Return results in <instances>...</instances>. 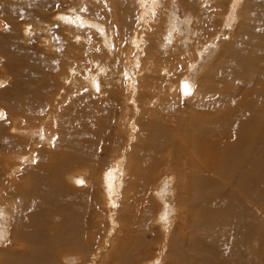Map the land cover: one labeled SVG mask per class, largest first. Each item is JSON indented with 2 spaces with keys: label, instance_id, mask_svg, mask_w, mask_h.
I'll return each mask as SVG.
<instances>
[{
  "label": "rangeland",
  "instance_id": "1",
  "mask_svg": "<svg viewBox=\"0 0 264 264\" xmlns=\"http://www.w3.org/2000/svg\"><path fill=\"white\" fill-rule=\"evenodd\" d=\"M105 1L0 0V19H4V24H8L7 28L0 30V77L6 74L7 83L3 89L0 88V107L8 112L7 116H5L7 119L5 117V119H0V125H8L9 114H22L25 112L27 108L25 101L30 102L32 98L40 102L36 106L41 107L39 111L44 108L38 118H36V115L28 118V122L32 125H29L31 127L26 126V123L21 125L20 122L22 121H14L12 119L14 124L22 127L24 125V127L29 128L28 131H24L25 133L22 132L23 129H16L19 131L14 130V128L7 129L8 137L14 141L12 147H4L3 144L1 146V143L7 142L8 139L6 141L2 138L0 139V155L2 154L0 158V182H7V185H2L4 188L7 187L6 189L0 185V201L7 200V202L5 200L6 204L0 208V234L4 236L1 238L3 241L5 239L8 240L0 243L3 246L9 245V233H14L18 230L21 233L41 232L49 229L52 224L50 222L54 219L56 220V218H52L41 230L37 229L36 219L31 213L33 208L31 202L34 198H22V200H27L25 201L26 204L29 202V207L27 204L26 207L28 208H26L24 200L17 199V197L10 198L8 195L9 191L14 188L25 193V190L27 191V188H31L33 182L40 178V188L44 184H42L43 181L47 184L49 180V188L56 189L55 192H59L69 201L72 200L69 196H74L73 198L80 205L84 193H89L92 190L96 191V195H94L95 203H87L88 206L83 208V220L82 215L80 218L81 229H87L89 234L87 241L83 239V248L87 252L86 254L84 253V262H80V256H71V254H68L69 256H66L63 262L66 264H106L103 263L105 256L110 251L114 252L115 246H113L112 242L113 239L116 240L118 238V230L128 226L133 228V233H137V229L142 226L145 228V232H148L145 241L147 244H149L148 242L152 244H149L150 246L147 247L146 251L140 248L137 258L136 256L131 258L132 263L166 264L167 256L169 255L170 257L171 249L174 245H172V241L181 238L182 231L180 226L189 224V207L185 203L188 194L182 191L183 184L179 183L181 176L175 174L172 170H166V167H171L172 158L171 151L164 149L159 156L162 162V169L154 173L153 185H148L147 182L141 191L136 188L133 195L137 197L134 198L128 191L131 186L127 181L130 171L127 167L128 161H130L128 157L138 142L150 143L151 137L144 131L150 130L156 121L163 122L162 120L165 117L162 113L163 110H167L168 115L172 112L171 107L168 108V105L163 104L165 100L170 99V96H172L173 100L186 109L193 104L198 93L207 86L208 74L223 60L226 52H229L236 35L237 37L239 36L240 25L246 17V14L243 13L244 8L248 5V0H157L154 8L150 5L151 0H147L145 3L146 8L149 9L147 12H144L142 0ZM219 5L221 7H217ZM262 8L264 10V0ZM66 13L74 18L76 15H80L87 20L92 19L93 21L99 18L100 20H97L99 21L98 23L102 22L103 25L101 26L104 27L105 32L111 30L110 32L115 34V40L109 43L107 37L101 38L99 36L100 32H98L97 28L89 30L87 27L88 29L85 32L88 33V44L90 46V52L88 53L84 51V48L76 47L75 49V44L73 43L76 38H71L70 34L62 27L57 26L56 28L53 27V29L48 27L51 35L43 33L42 28L46 27L45 25L54 18L53 16H63L67 15ZM252 13V11L249 12L247 20L252 16ZM207 17L214 18L213 24L209 27L205 25L199 27L198 25ZM173 20H175V25L178 28L177 26L170 28ZM25 27H33L30 37L23 34V28ZM77 27L79 26L76 25L71 29L72 34L79 31ZM170 30L173 32L170 33ZM134 35L140 37L137 39L138 41L133 40ZM44 38L51 40L53 45L58 44L57 47L64 43L62 45L65 47L64 53L60 51V47L59 51H56V49L52 50L50 48L52 47L51 42H46ZM64 39L66 42L63 41ZM71 39L73 43L69 44H72L74 48L70 45L72 52L69 53L70 49L67 42H71ZM91 39L94 40L93 43L90 41ZM111 46L114 49L116 48V54H119V52L127 53L130 47L131 51H129L131 54H127L126 63L123 62V55H116L114 52L111 53L108 63L106 51L111 50ZM86 48L88 47L86 46ZM97 48L101 56L96 59L101 64L104 63L101 67L110 65V75L113 76L114 80H111L112 76L100 77L101 89L95 93L84 84V76L99 70L97 63L93 61L94 57H97V53L94 54ZM6 51L8 55L5 53ZM83 51L84 53H82ZM88 54L93 55L92 58H89ZM50 58L55 59L54 65H49L50 62H46ZM27 64L33 67L34 74L28 72L27 75L22 76L24 74L23 69ZM66 68L69 72L72 71V75L74 73V79L78 80L77 82L81 86H77L74 94L64 92V95H67L65 97H68L65 102L60 100V105L53 104L52 107L51 104L55 95L58 93L59 97V93L66 90L62 87L68 88V83L65 81ZM174 73L176 74L172 75ZM187 76L191 78L195 86L191 93L189 91V94L184 96L180 82L183 77L187 78ZM148 79L152 82L150 83ZM6 95H8L7 98H5ZM156 96L158 98H155L154 102L149 103L151 97L154 98ZM55 99L57 101V97ZM82 99L90 103V112H96L102 119L98 125L96 123L90 124L89 128L96 127L95 131L98 138L92 140V136L88 134V141L98 140V142H101L100 144L109 143V148L106 152L88 160L80 156L79 152L76 158L70 157L68 154L72 153L69 152L71 144L62 145L61 134H52L54 137L50 138L43 131L45 126L48 128V125H46L47 120H51L48 116L51 114L50 111H54L56 113L55 118L59 121L56 123L59 126L58 129L59 131L60 129L64 131V138L68 142L69 135L74 133L72 132L74 129L71 128L68 120L71 118L72 111H75L73 108L75 102H80ZM13 102H17V104L12 105ZM33 104L31 103L32 106ZM58 106L57 110L56 107ZM22 107L23 111H21ZM39 111L35 110L36 113ZM47 112H49L48 115ZM48 123H51V121ZM97 126L100 128V134ZM54 128L52 126L51 129L54 130ZM42 135L48 138L51 143H48V140L45 141L44 138L40 139ZM30 142L33 147L30 146ZM19 145L22 147H18ZM17 147L28 148L29 154L33 156L32 160L28 158L22 162V158L27 155L22 156V154L17 153ZM117 155L120 158L117 164L114 165L112 164V159L114 156V159H116ZM59 160H62L63 163ZM53 161H59V167L54 171L56 179H54V174L53 178H47L45 175H50V173H43L48 169L47 167L52 166ZM48 163L51 165L49 166ZM103 163V166H98ZM32 169L34 170L32 171ZM28 170H31L28 179L33 181L32 183L30 182L31 187L29 184L30 180L27 181L26 176ZM108 170L115 171L126 178V181L124 180L120 183L117 191L110 194L113 196L114 201L109 198L110 196H108L106 190L104 174ZM33 173L34 176L35 174L37 175L36 179L32 177ZM71 175L73 178L84 177L87 179V185L78 186ZM9 181L10 183L8 184ZM261 184L264 185V176L258 186L262 193L261 189L263 190L264 186ZM58 185L60 186L58 187ZM40 191L39 189L38 192ZM161 194L164 195L163 198L160 196ZM128 196L133 202V204L131 202V209L129 210L123 205L125 198ZM44 197L50 198L51 196L47 195ZM84 197L89 202L86 194ZM23 210L25 211L23 212ZM18 211H20L19 214ZM26 211L29 212L26 213ZM136 235L132 234L131 237L134 238ZM124 240L126 244L123 241V247L127 246V243L131 241L130 238H124ZM118 242H121V239ZM117 247L119 245L116 246V249ZM120 253L122 255L119 253V256L116 255L119 259L115 258V261L117 259L116 263L120 262L121 259H125V257L130 259V254H124L125 257H123V252Z\"/></svg>",
  "mask_w": 264,
  "mask_h": 264
},
{
  "label": "bare ground",
  "instance_id": "2",
  "mask_svg": "<svg viewBox=\"0 0 264 264\" xmlns=\"http://www.w3.org/2000/svg\"><path fill=\"white\" fill-rule=\"evenodd\" d=\"M146 1L147 0H142L144 12L149 10L146 8ZM156 2L157 0H151L150 5L154 8ZM247 2L248 5L244 8L245 10L243 13L246 14V17L245 19L243 18L244 21L240 25L239 36L237 37L236 35L234 43L230 46L229 52H226L224 58L221 57L223 60L208 74L207 86L198 93L193 104L186 109L173 100L172 96H170V99L165 100L163 104L168 105V108L171 107L172 112L168 115L167 110H163L162 113L165 115L162 120L163 122L156 121L155 125H153L150 130L144 131L151 137L150 143L144 144V142H138L128 157L130 161H128L129 164L127 167L130 171L127 181L131 185L128 188L130 194L133 195L136 188H139L141 191L147 182L148 185H153L155 179L154 173L162 169V162L159 156L164 149L171 151L172 158V165L171 167H166V170H172L175 174L181 176L179 183L183 184L182 191L188 194L185 203L189 207V224L180 226L182 231L181 238L172 241V245H174L171 249L170 257L169 255L167 256L166 264H264V219H262L264 217V189H261V193L258 188L264 176V10L262 8L263 0H248ZM217 7L221 6L219 5ZM251 11L253 12L252 16L247 20V16ZM53 17L54 18L45 25L46 27L42 28L43 33L51 35L50 28L48 27H51V29L57 26L60 28L62 27V29L70 34L71 38H77L74 43L72 39V42H69L75 44V49L76 47L81 49L84 48L85 52H90L85 50L86 46L88 48L90 47L88 44V33L85 32L88 28L89 30L97 28L99 30L98 32H100L99 36L101 38L107 37L109 43L115 40V34L110 32L111 30L105 32L104 27L101 26L103 25L102 22L98 23L99 21L97 20L99 18L93 21L92 19L87 20L80 15H76L74 18L70 14ZM213 20V17H207L198 26L205 25L209 27L213 24ZM175 24L176 22L173 20L170 28L172 29V27L177 26ZM76 25L79 26L77 27L79 31L72 34L71 29ZM4 28V19H0V30ZM32 29L33 27L23 28V34L30 37V35H32ZM172 32L173 31L170 30V33ZM139 38L138 35L133 36V40ZM44 39L45 41L51 42L52 47L50 48L52 50L56 49V51H59L60 47V51L64 53L65 47L62 46L64 43L57 47L58 44L53 45L51 40L48 38ZM103 40L105 41L104 38ZM63 41L65 42V39ZM69 43L67 42V45ZM45 45H47V43H45ZM70 45L72 46V44H69V48L71 47ZM110 48H112V46ZM112 49V51H106L108 63L111 53H115L116 51V48ZM129 50L131 51L130 47L127 53L119 52L120 55H123V62L125 63L126 57H128L127 54L130 53ZM84 51L82 53H84ZM95 51V53H93H97V57L95 56L93 61L97 63L99 70L84 76V84L89 87L91 91L96 93V91L101 89L100 77L105 78L112 75H110V65L101 67L104 63L101 64L98 59H96L98 57L100 58V51L98 48ZM5 53H7V51ZM92 56L93 55L88 54L89 58H92ZM46 62H50L49 65H54L55 59L50 58V60H46ZM32 68L30 64H27L23 69L24 74L22 76L27 75L28 72L34 74ZM175 74L176 73L172 75ZM73 75L72 71L69 72L67 70L65 81L68 85L67 83L65 84L68 88H65V86L62 87L66 90L60 92L59 97L58 93L55 95L52 100V107L53 104L60 105V100L65 102L68 97H65L67 95H64V92H71V94H74V90H77L79 83L77 82L78 80L74 79ZM111 80H114L113 76ZM151 82L152 81H150V83ZM6 84V74H4L3 77H0V88L3 89ZM180 85L184 96H187L188 94L186 95V93L189 91L191 93V90L193 91L195 86L188 76L187 78H182ZM14 86L17 87L16 85ZM6 88L8 89V87ZM7 96L8 95H6L5 98H7ZM56 97L57 101L55 99ZM155 98L158 97H151L149 103L154 102L153 100H155ZM20 103L22 104L21 100ZM31 103H34L33 106ZM16 104L17 102L12 103V105ZM37 104H40V102L32 98L30 102L25 101L27 107L25 112L22 114H9L10 119L8 120V125H0V139L2 138L5 141L8 139L7 142L1 143V146L3 144L4 147H12L14 144V141L9 138L6 133L7 129L14 128V130L23 129L22 132L28 131L29 128L24 127V125L22 127L14 124L12 119H14V121H22L23 123L20 122L21 125L25 123L27 124L26 126L31 125L28 122V118L32 115H36V118H38L39 114L43 112L42 110L44 109L42 108L39 111L41 107H36ZM75 106L77 107V111ZM75 106H73L75 111H72L71 118L68 120L71 124V128L74 129L72 131L74 132L73 134H68L70 137L68 142H66L64 138V131L61 129L59 131L58 129L59 126L56 123L59 121L55 118L56 113L54 111H50V115H48L49 112H47V115L51 118V120L49 119L47 121H51V123L47 122L46 125H48V128L45 126L43 131L47 134V137L50 136V138L54 137L52 134H61V144H71L69 152L72 153L68 154L70 157L76 158L79 152L80 156L88 160L91 157H96L106 152L109 148V143L100 144L101 142H98V140L92 142L88 141V134L92 136V140L98 138L95 131L96 127L89 128L90 124L96 123L98 125V123H100L99 121L102 119L96 112H90V103L85 99H82L80 102H75ZM56 108L58 110L59 106ZM35 110L39 112L36 113ZM21 111H23V107ZM7 114V110L0 107V119L7 116ZM52 126L55 127L54 130L51 129ZM97 128L99 127L97 126ZM22 136H20V138L23 139ZM16 138L19 137L16 136ZM42 138H44L45 141L48 140L44 135H42L40 139ZM25 139L28 140L27 137H25ZM48 143L51 142L48 140ZM30 144V146H32L31 142ZM18 147L22 146L19 145ZM16 151L22 154V156L27 155L23 158L21 157L22 162H24L25 159L29 158V160H32L33 158V156L29 154L28 148H18ZM1 157L2 154L0 155V158ZM114 158L112 159V164L116 165L120 156L117 157L118 159L116 158L117 160ZM62 160L59 161L62 162ZM58 162L53 161L52 166L48 163L50 167H47L48 169L43 173L47 174L49 172L50 175L44 174L45 177L53 178L54 171L59 167ZM103 165L104 163L98 166ZM34 169H32V171ZM30 174L31 170H28L26 175L27 181L30 180L28 179ZM36 176L37 175L35 174L34 176L33 173L32 177L35 178ZM34 178L33 180L36 179ZM104 178L108 196L113 200L114 198H112L113 196L110 194L116 192L120 183L124 180L126 181V178L111 170L105 172ZM54 179H56L55 174ZM72 179H74L75 184L78 186L87 185V179L82 176H80V178H73L72 176ZM39 180L41 179L39 178L34 182L30 180L29 184L33 182V186L31 187L30 184L31 188H27L28 190H25V193L14 188L9 191L8 195L10 198L17 197V199L20 200L26 197H31V199L34 198L31 202L33 208L31 205L30 207L32 208L31 213L36 219L35 224L38 226L37 229L41 230L52 218H56V220L54 219L50 222L52 224L49 226V229H45L41 232L21 233L18 230L14 233H9L10 243L7 246H3L2 243L8 240L5 239L6 241H3L1 238L4 236L0 234V242H2L0 243V264H66L63 260L66 256H69L68 254H71V256H80V262L83 263L84 253H87L85 252V248H83V239L87 241L89 239V234L87 229H81L82 224L80 218L83 213V208L88 206L87 203L94 202L96 191L92 190L89 193H84V195L86 194L88 196L89 202H87L83 195L80 205L78 201L73 198L74 196H69L72 198V200L69 201L59 192H55L56 189L49 188V180L47 181V179V184L43 181L42 184L44 183L45 185L43 184L40 188ZM9 183L10 181L8 184ZM0 185H7V182H0ZM22 185L26 186L24 184ZM59 186L60 185H58V187ZM223 188L226 189L223 190ZM39 189L41 190L40 192H38ZM49 189H51V191H49ZM47 195L51 197H44ZM160 196L163 198L164 195L161 194ZM135 197L137 196H134V198ZM5 200L0 201V208L6 204ZM25 201L27 200H24V203ZM131 202L132 199L130 196L126 197L123 202L124 207L128 208V210L131 209ZM14 204L12 205L14 206ZM27 204L29 207V202ZM27 204L25 203L24 206L26 207ZM20 211H18V214ZM24 211L25 210H23V212ZM28 212L26 211V213ZM144 229L145 228L142 226L139 227L136 231L138 234L133 233L132 227L127 226L119 229V232H117L118 238L116 240L113 239V242L111 241L113 246H115L114 252L110 251V253L105 256V261L103 263L133 264L131 258L133 256L137 258L140 248L146 251L147 247L150 246L149 244H152L150 242L147 244L145 241L148 232H145ZM132 234L137 235L132 238ZM124 238L131 239L130 243H127L128 245L125 247L122 245L125 242ZM120 239L121 242H118ZM117 245H119V247L116 249ZM120 252H123V257H125L124 254H130V259L125 257V259H121L120 262L116 263L118 259L117 256L121 254ZM115 258H117L116 261Z\"/></svg>",
  "mask_w": 264,
  "mask_h": 264
},
{
  "label": "crops",
  "instance_id": "3",
  "mask_svg": "<svg viewBox=\"0 0 264 264\" xmlns=\"http://www.w3.org/2000/svg\"><path fill=\"white\" fill-rule=\"evenodd\" d=\"M5 25V28H7L8 27V24H4ZM52 31V30H51ZM52 33H53V31H52ZM77 39V38H76ZM92 43L94 42V40H90ZM47 42V41H46ZM66 42V41H65ZM72 42V41H71ZM68 43H69V41H68ZM70 50H71V48H69ZM69 51V50H68ZM86 51H89V48H86ZM72 51H69V53H71Z\"/></svg>",
  "mask_w": 264,
  "mask_h": 264
},
{
  "label": "snow or ice",
  "instance_id": "4",
  "mask_svg": "<svg viewBox=\"0 0 264 264\" xmlns=\"http://www.w3.org/2000/svg\"><path fill=\"white\" fill-rule=\"evenodd\" d=\"M187 94H189V93H186V95H187ZM162 219H163V217H162Z\"/></svg>",
  "mask_w": 264,
  "mask_h": 264
}]
</instances>
